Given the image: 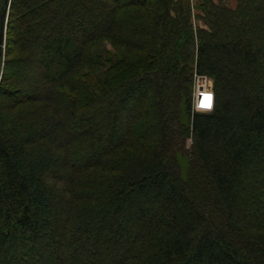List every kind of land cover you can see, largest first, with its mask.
<instances>
[{
  "label": "trees",
  "instance_id": "1",
  "mask_svg": "<svg viewBox=\"0 0 264 264\" xmlns=\"http://www.w3.org/2000/svg\"><path fill=\"white\" fill-rule=\"evenodd\" d=\"M7 21L0 264H264V0H11Z\"/></svg>",
  "mask_w": 264,
  "mask_h": 264
},
{
  "label": "rangeland",
  "instance_id": "2",
  "mask_svg": "<svg viewBox=\"0 0 264 264\" xmlns=\"http://www.w3.org/2000/svg\"><path fill=\"white\" fill-rule=\"evenodd\" d=\"M196 0H193V2H195ZM5 0H0V16H1V13L3 11V8L5 7ZM4 60V55L2 56L1 58V61ZM1 68L0 67V74H1ZM205 87V88H211L213 90V80L210 78V77H207V80L205 81V78H198L197 76L195 77V82H194V89H193V96H192V100L194 102V99H195V94L197 95L199 92H201L202 94H204L203 92H205L204 90L203 91H200L198 90L199 87ZM198 90V91H197ZM197 92V93H196ZM202 94L200 95V98H199V102L202 103V105H205V104H209L210 103V100L209 98H207V96L204 97V95L202 96ZM208 106H205L204 108H207ZM188 148L191 150L192 149V139H189L188 140Z\"/></svg>",
  "mask_w": 264,
  "mask_h": 264
},
{
  "label": "built area",
  "instance_id": "3",
  "mask_svg": "<svg viewBox=\"0 0 264 264\" xmlns=\"http://www.w3.org/2000/svg\"><path fill=\"white\" fill-rule=\"evenodd\" d=\"M10 6H11V3H9V5H8V10L10 9ZM7 20H8V18H7ZM6 31H7V26H6L5 32ZM4 48H5V46H4ZM197 77L198 78H205V81L207 80V76H197ZM200 89L204 90L205 92H203L204 94H202L201 92H199L197 95L195 94L194 109L197 111H210V110H212V108L214 106V92H213V90L211 88H205L203 86L198 88V90H200ZM201 94H202V96L204 95V97L207 96V98L211 99L210 103L208 105L207 104L202 105V103L199 102V98H200ZM205 106H208V107L204 108Z\"/></svg>",
  "mask_w": 264,
  "mask_h": 264
},
{
  "label": "water",
  "instance_id": "4",
  "mask_svg": "<svg viewBox=\"0 0 264 264\" xmlns=\"http://www.w3.org/2000/svg\"><path fill=\"white\" fill-rule=\"evenodd\" d=\"M11 3V0H5V7L3 8V11L0 16V61L2 56L4 55L5 51V35H6V26H7V18L9 16V10L8 5Z\"/></svg>",
  "mask_w": 264,
  "mask_h": 264
},
{
  "label": "bare ground",
  "instance_id": "5",
  "mask_svg": "<svg viewBox=\"0 0 264 264\" xmlns=\"http://www.w3.org/2000/svg\"><path fill=\"white\" fill-rule=\"evenodd\" d=\"M200 91H203V90H200Z\"/></svg>",
  "mask_w": 264,
  "mask_h": 264
}]
</instances>
